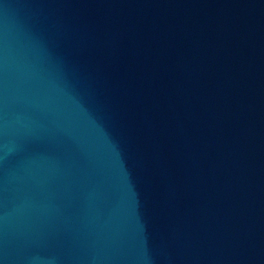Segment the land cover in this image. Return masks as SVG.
I'll return each mask as SVG.
<instances>
[{"label": "water", "instance_id": "water-1", "mask_svg": "<svg viewBox=\"0 0 264 264\" xmlns=\"http://www.w3.org/2000/svg\"><path fill=\"white\" fill-rule=\"evenodd\" d=\"M0 264H264V0H0Z\"/></svg>", "mask_w": 264, "mask_h": 264}]
</instances>
